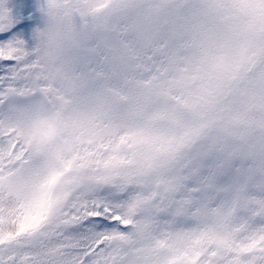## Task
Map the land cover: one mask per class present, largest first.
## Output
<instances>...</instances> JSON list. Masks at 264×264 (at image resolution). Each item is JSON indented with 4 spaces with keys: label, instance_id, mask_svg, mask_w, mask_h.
Listing matches in <instances>:
<instances>
[{
    "label": "snow or ice",
    "instance_id": "6c2138e0",
    "mask_svg": "<svg viewBox=\"0 0 264 264\" xmlns=\"http://www.w3.org/2000/svg\"><path fill=\"white\" fill-rule=\"evenodd\" d=\"M0 264H264V0H0Z\"/></svg>",
    "mask_w": 264,
    "mask_h": 264
}]
</instances>
